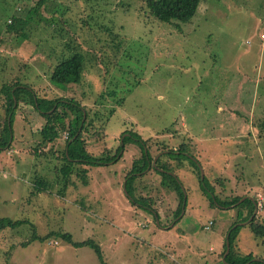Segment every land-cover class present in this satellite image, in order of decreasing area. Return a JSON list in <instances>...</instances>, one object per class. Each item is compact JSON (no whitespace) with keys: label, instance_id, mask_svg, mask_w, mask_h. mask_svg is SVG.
Wrapping results in <instances>:
<instances>
[{"label":"rangeland","instance_id":"1","mask_svg":"<svg viewBox=\"0 0 264 264\" xmlns=\"http://www.w3.org/2000/svg\"><path fill=\"white\" fill-rule=\"evenodd\" d=\"M37 1L0 0V84L19 80L38 96L71 98L89 117L112 108L103 124L92 122L83 134L87 150L103 156L124 136L147 139L152 159L166 158L180 182L184 214L164 228L174 220L177 196L147 166L131 181L132 196L142 200L125 193L124 175L139 156L131 141L115 160L78 165L82 175H72L57 194L65 132L43 143L37 130L44 119L19 102L9 147L0 150V217L25 222L0 230V264H218L235 210L209 207L194 167L181 159L178 167L161 149L184 144L204 186L219 199L254 197L263 221L264 0H200L183 23L157 21L142 0H44L27 15ZM10 17L24 22L7 35ZM65 43L82 53L85 70L80 83L54 86L47 71L66 53ZM35 177L48 184L32 195ZM32 231L89 239L99 255L58 235L29 241ZM233 249L264 260V235L240 225Z\"/></svg>","mask_w":264,"mask_h":264},{"label":"trees","instance_id":"2","mask_svg":"<svg viewBox=\"0 0 264 264\" xmlns=\"http://www.w3.org/2000/svg\"><path fill=\"white\" fill-rule=\"evenodd\" d=\"M199 1L200 0H142L144 6L147 8L148 13L157 21L171 22V20H175L180 23L188 21L193 16ZM45 3L46 2L44 0H38L33 8L27 10V15L35 14L37 12L36 8L43 6ZM38 19L41 20V17L38 16ZM88 19L89 17L87 18V20ZM52 20H54V18H51V21ZM87 20L81 19L80 22L86 24ZM22 22L24 21L17 17H10L9 22L5 24L6 34L8 35L10 33H16V31L18 30L17 25H20ZM53 23L54 22H52V24ZM52 30L54 31V27H52ZM63 47L66 48V53H62L60 55V58L56 60L53 63L52 67L47 71V79L54 86L65 85L67 83H80L82 80L83 72L85 70L84 56L79 51V49L75 48L72 43H65V46ZM13 99L15 100L14 107L12 106ZM19 102H22L25 105H30L33 110L44 119V123L37 130L39 139H41L43 143L53 142L57 137H59V134L62 132H65L66 134L64 138L63 148L59 157L61 163L59 167H56L60 175L57 180L62 181L63 184V187H61V189L57 191V194H62L65 186L69 185L72 175H74L75 177H80V175H82L84 169H77L78 165H99L115 160V157L117 155L121 156L120 151L123 150L122 146L125 144V142L131 141L134 142L138 147L139 156L132 161L129 171H127L124 175L125 193L131 197L132 202H137L139 199L142 200L143 197L132 196L133 187L131 181L135 177V173L142 171L146 166H148L149 168L153 169L157 175L160 176V184L170 189L171 191H174V193L176 194L178 202L177 207L174 211V216L176 217L179 214L183 196L182 190L179 185L180 182L178 183L179 180L177 181V176L175 174L172 175V169L167 165L166 162H164L166 158L164 159V161H162L160 157H157L154 161V165H151L153 157L148 152L147 139L141 140L138 136H124L113 153H106L103 156L91 155V153L87 150L85 143L86 140L83 137V134L88 131L89 127L92 126V122L103 124L105 122L104 119L106 118V116H109L113 111L112 108L94 112L92 114V117L95 118L93 121V118L91 116L89 117L88 112L85 111L84 107H81L79 103L75 102L71 98H46L43 94L41 96H38L32 88L28 87L25 83H21L19 80H13L10 83H1L0 110H3V118L0 123V150L9 147V127L12 121L11 119L13 112L17 108ZM115 102L117 105L121 103L119 99ZM69 114L71 115V117H69ZM83 114L84 119L81 122ZM262 126H264V123L262 124ZM161 150V156L167 157L170 160L177 161L178 167L182 165L180 159L186 160L192 167H194L199 179V171L197 169V166L195 165L194 160H192L188 156V154H185L186 146L184 144H180L175 150ZM201 181L202 183H200L199 180L200 189L202 194L206 196L209 207H219L220 209H230V207H232L231 209L235 210V219L226 228V231L229 230L228 253L225 255L224 260L221 261V256L225 249V243L223 240L220 251V260L218 264H244L246 262H248L247 264H264V260H251L253 258L251 253L238 255L234 251L233 240L240 225H236L235 227L230 229L232 225L243 222L247 220L250 215H252L254 204H256V199L254 197H251V199L245 197L242 201L238 202L242 195H234L229 197L228 199H219L213 193V189L204 186L206 185L204 176ZM45 183L47 186L48 183L45 179H42L41 177H35L33 179V185L31 188L33 191H30L32 195L35 194V192H37L38 190L43 191L45 189ZM205 187L207 190H205ZM142 204L144 205L145 202H142ZM145 207V211L149 212V210H151L149 205L146 204ZM150 212H153V210H151ZM153 215H155V212L153 213ZM257 218L258 217L254 214L250 221L246 223V225L248 226L249 231L255 237H262L264 235V219L262 222H260V220ZM24 222L25 221L22 219L12 220L10 218L0 217V230L4 228L13 229ZM30 226L33 230L32 225ZM57 235L60 236L63 241H66L73 247L87 245L92 248L96 255H99L98 245L94 244L89 239L82 241H73L71 240L68 233L56 234L55 232H50L45 234L44 236L39 237L32 231L29 241L35 239L45 240L52 236L57 237Z\"/></svg>","mask_w":264,"mask_h":264},{"label":"water","instance_id":"3","mask_svg":"<svg viewBox=\"0 0 264 264\" xmlns=\"http://www.w3.org/2000/svg\"><path fill=\"white\" fill-rule=\"evenodd\" d=\"M14 105H15V100L13 99V105H12V106L14 107ZM83 119H84V114L82 115L81 122L83 121ZM7 124H8V123H7ZM80 124H81V123H80ZM155 158H156V157H155ZM155 158L152 159V161H151V165H154ZM147 167H148V166H147ZM202 178H203V173H202V170L199 169V180L201 181ZM123 189H124V181H123ZM245 197H247V196H243V197H241V198L238 200V202L242 201ZM247 198L251 199V197H247ZM183 205H184V195L182 196V201H181V206H180L181 209H180V212H179V214H178V217H180V216L183 214ZM255 212H256V205L254 204V209H253L252 215H250V216L248 217L247 220L232 225V226L230 227V229H232V228L235 227L236 225H244V224L248 223V222L250 221V219L252 218V216L255 214ZM178 217H176V218H178ZM171 225H173V222H172V224H170L169 226H171ZM228 233H229V230L225 233V235H226V236H225V240H224V243H225V249H224V252H223V254H222V256H221V261L224 260L225 255L228 253V249H229V247H228ZM247 263H248V262H246V263H244V264H247Z\"/></svg>","mask_w":264,"mask_h":264},{"label":"crops","instance_id":"4","mask_svg":"<svg viewBox=\"0 0 264 264\" xmlns=\"http://www.w3.org/2000/svg\"><path fill=\"white\" fill-rule=\"evenodd\" d=\"M231 212H233V211L231 210ZM183 214H184V213H183ZM177 216H178V215H177ZM177 216H176V217H177ZM180 217H181V216H180ZM178 218H179V217H178ZM178 218H175V217L173 218V219H174V220H173V225H174V222H175ZM207 224H208V222L206 223V225H207ZM224 224H225V223L222 222L221 225L219 226V228L217 229V232H218L220 235H221L220 230L223 228V225H224ZM173 225H171V226H173ZM168 227H170V226H167V227L164 226L165 229H167ZM187 227H188V226H187ZM187 227H186V228H187ZM175 230H176V229H175ZM181 230H182V233H183V232H184V229H181ZM205 230H206V229H205ZM225 231H226V230H225ZM224 235H225V232H224V234H223V237H224ZM223 237H222V235H221V238H223ZM208 250H209V251H212V249H208ZM220 250H221V248H220ZM218 252H219V249H216L215 251H214V250L212 251V253H215V255L218 254ZM219 253H220V252H219Z\"/></svg>","mask_w":264,"mask_h":264},{"label":"built area","instance_id":"5","mask_svg":"<svg viewBox=\"0 0 264 264\" xmlns=\"http://www.w3.org/2000/svg\"><path fill=\"white\" fill-rule=\"evenodd\" d=\"M17 11L19 10V9H16ZM8 22H9V20H8ZM65 136H66V134H64V138H65ZM210 223L211 222H208V224L207 225H204V229H207L208 228V226L210 225Z\"/></svg>","mask_w":264,"mask_h":264}]
</instances>
